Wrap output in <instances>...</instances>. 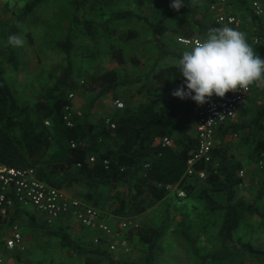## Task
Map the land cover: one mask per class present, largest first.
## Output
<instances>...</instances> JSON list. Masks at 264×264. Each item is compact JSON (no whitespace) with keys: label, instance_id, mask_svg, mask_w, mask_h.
Here are the masks:
<instances>
[{"label":"trees","instance_id":"obj_1","mask_svg":"<svg viewBox=\"0 0 264 264\" xmlns=\"http://www.w3.org/2000/svg\"><path fill=\"white\" fill-rule=\"evenodd\" d=\"M44 1L33 0L26 10ZM216 1L183 0V6L176 10L172 7L173 0H164V10L155 20L150 14L125 9L122 7L125 0H71L68 34L57 42L65 55V63L50 72L49 84L33 106L18 99L0 69V162L35 167L44 182L98 208L103 215L123 219L142 214L170 195L169 186L179 185L186 190L187 197L203 201L205 211L222 216L218 246L208 252H202L197 246L188 232L186 219L179 223L180 233L192 244L202 264H248L258 259L264 264L263 250L250 242H242L241 246L234 242V235L247 216H257L264 227V211L258 205L264 198V180L254 201L238 198V188L244 181L241 175L244 165L222 145L214 146L210 162L196 164L198 170L205 171L204 178L186 175L188 160L195 154L199 142L192 116L196 102L173 95L185 79L180 76L178 63L159 65L162 58L171 56L179 60L183 53L171 48L158 34L159 25L173 17L189 19L179 22L173 32L180 37L198 35L205 40L209 30L222 28L207 11ZM234 3L255 23L254 30L247 34V41L257 55L264 57L262 14L256 12L249 0ZM23 17L17 16L9 36H19ZM140 22L152 30L150 33L158 50L149 70L130 80L122 79L117 68L89 75L88 80L77 77L73 55L76 30L83 29L93 42L100 36L109 39L111 56L116 66H122L127 56L119 43L138 39L140 32L134 25ZM7 50L9 60L18 66L14 46L8 43ZM129 59L136 62L137 57ZM129 83L137 85L140 98L134 101L126 97L123 108L94 120L91 113L95 102L108 95L117 98L118 89ZM258 85L259 81L251 84L249 98ZM83 89L94 93L87 111L81 110L78 103ZM66 113L70 115L72 126L66 124ZM220 130L231 137L239 133V147L245 148L251 161H264V102L245 119L236 118L221 124L217 133ZM166 137L172 140V145L164 144ZM91 157L95 158L94 162L90 161ZM27 213L26 208L18 206L12 219L18 220ZM30 226L45 227L37 222L34 214L30 215ZM167 226L168 222L160 227L145 224L132 230L145 246L142 263L116 259L109 251L108 237L91 247L73 237L64 226L50 231L64 248L84 256L86 264H156L157 248ZM239 251L248 257V262L245 257H239Z\"/></svg>","mask_w":264,"mask_h":264},{"label":"rangeland","instance_id":"obj_2","mask_svg":"<svg viewBox=\"0 0 264 264\" xmlns=\"http://www.w3.org/2000/svg\"><path fill=\"white\" fill-rule=\"evenodd\" d=\"M33 0H0V69L4 76L11 83L16 96L21 102L33 106L39 94L49 84V74L57 65L65 63V55L58 47L57 42L64 40L68 34L67 24L71 12V0H45L39 6L27 11ZM220 1V13L232 14L237 17L238 25L233 28L243 32L246 37L248 32L253 31L255 23L247 19L243 8L234 3L235 0ZM254 4L258 3L263 12L260 13L264 19V0H249ZM164 0H125L122 7L135 9L143 14H150L157 19V16L164 10ZM255 8V6H254ZM256 10V9H255ZM209 15L215 14L207 8ZM213 14V15H212ZM23 15L20 24L19 37L22 39L21 46H14L18 66L9 60L7 45L8 37L13 23L17 16ZM189 20V19H183ZM181 18H170L162 22L158 27V34L178 52L190 49L178 43L179 35L173 32V28L183 21ZM140 32L138 39L125 44L123 47L127 61L122 66H116L111 52V41L105 36H100L93 42L86 35L83 29L76 30L73 34L74 41V65L76 75L79 79L86 78L92 74H101L110 68H117L122 79H134L137 75L149 70L156 60L158 50L155 48V41L150 32L152 30L143 22L134 25ZM204 41L201 36H194ZM122 46V42L119 43ZM136 56L137 60L132 61ZM174 57H165L159 61L160 66L178 63ZM137 85L126 84L117 91V98L108 95L95 102L92 110V118L112 114L116 109L114 102L120 100L125 105V98L134 101L140 98L137 93ZM94 93L85 91L79 92L78 103L81 110H88ZM264 102V81H259L257 90L247 100L238 115V120L245 119L252 114ZM109 116V115H108ZM241 135L238 133L233 137L226 135L222 130L216 131L215 145H222L228 152L241 160L243 163V183L238 188V198L248 202L255 200L258 192L263 187L264 161L261 163L252 162L245 148L239 147ZM195 179H193L194 181ZM179 195V190H171L170 195L149 208L142 214L130 218L138 227L141 225H152L160 227L168 222L164 237L158 245L156 252V264H202L201 260L193 252L192 244L179 231V223L186 219L188 232L196 240L197 246L202 252H208L218 246V229L222 220L221 213L207 212L204 209L203 201L195 197ZM83 201V200H82ZM84 202V201H83ZM259 207L264 211V198L258 202ZM28 217L21 216L18 221L22 226L25 239L24 251H13L5 255L3 263L0 264H86L84 256L71 252L64 248L60 240L52 234L56 228L64 226L73 237L81 239L85 245L97 246L103 237L110 238L109 251L118 260H131L138 263L143 262L145 246L132 230H119V223L123 218H116L113 215H105L106 220L114 228L112 235L104 232L83 227L74 217L66 216L50 223L44 214L36 215L29 211ZM34 214L38 223L45 227H31L30 215ZM26 215V214H25ZM135 230V229H134ZM133 230V231H134ZM127 240L126 247L121 246L120 241ZM234 242L241 246L242 242H250L256 248L264 251V227L257 216H247L234 235ZM115 245V249L111 246ZM239 257H248L242 251L238 252ZM236 263V262H235ZM234 263V264H235ZM100 264H109L102 262ZM222 264H231L224 262ZM248 264H261L260 260H252Z\"/></svg>","mask_w":264,"mask_h":264},{"label":"built area","instance_id":"obj_3","mask_svg":"<svg viewBox=\"0 0 264 264\" xmlns=\"http://www.w3.org/2000/svg\"><path fill=\"white\" fill-rule=\"evenodd\" d=\"M221 1L225 2V0ZM219 6V0L210 5V10L215 14L216 21L222 27L233 28L238 25L237 17L232 14L220 13ZM254 6L258 14L263 12L258 3H255ZM178 41L189 47L203 42L198 37L183 36L179 37ZM251 93L252 89L249 85L246 90L238 88L228 92L222 98L214 95L203 105L195 103L192 116L199 142L195 154L187 163L186 175L188 177L198 175L200 178H204L206 176L204 170L196 168V164L199 161L206 163L211 161L217 128L238 117ZM114 104L117 108L124 107V103L120 100H116ZM65 121L68 126L73 125L69 113H66ZM108 121L110 120L108 119ZM46 124L50 125V122L46 121ZM112 127L115 125L112 124ZM163 142L165 145H172V140L169 137L164 138ZM94 160V157L90 158L91 162ZM242 173L243 171H241V175ZM169 189H177L181 197L185 196L184 189L179 185H171ZM28 205L44 214L50 223L71 216L85 228L101 231L109 236L114 233V228L98 208L44 182L38 177L35 167H16L0 162V263H3L6 251L25 250L22 226L18 220L14 221L12 216L18 206L24 208ZM118 227L119 230L124 231L137 228L138 225L131 219H123ZM120 244L126 247L128 241L121 240ZM111 248L115 249V245L113 244Z\"/></svg>","mask_w":264,"mask_h":264},{"label":"clouds","instance_id":"obj_4","mask_svg":"<svg viewBox=\"0 0 264 264\" xmlns=\"http://www.w3.org/2000/svg\"><path fill=\"white\" fill-rule=\"evenodd\" d=\"M183 0H173L172 7L179 10ZM8 43L21 46L22 39L10 35ZM177 67L184 81L173 95L191 98L203 105L211 97H224L238 88L264 81V57L257 55L246 35L232 27L209 30L206 39L185 50Z\"/></svg>","mask_w":264,"mask_h":264},{"label":"crops","instance_id":"obj_5","mask_svg":"<svg viewBox=\"0 0 264 264\" xmlns=\"http://www.w3.org/2000/svg\"><path fill=\"white\" fill-rule=\"evenodd\" d=\"M125 44H123L122 43V47L124 46ZM123 49H124V47H123ZM125 50V49H124ZM24 208H26V210L28 211V208L27 207H24ZM29 211H31V212H33L34 214H36V215H42V213H40L36 208H34L33 206H32V209L30 210L29 209ZM24 216H26V217H28V214H24ZM23 216V217H24ZM71 217V216H70ZM107 219H108V217H106Z\"/></svg>","mask_w":264,"mask_h":264}]
</instances>
